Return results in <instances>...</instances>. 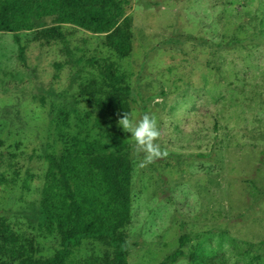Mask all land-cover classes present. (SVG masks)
<instances>
[{
    "label": "rangeland",
    "instance_id": "obj_1",
    "mask_svg": "<svg viewBox=\"0 0 264 264\" xmlns=\"http://www.w3.org/2000/svg\"><path fill=\"white\" fill-rule=\"evenodd\" d=\"M133 51L118 59L105 36L64 27L0 32V217L35 239L37 259L61 248L39 230L48 169L60 154V128L109 143V127L130 143L132 216L129 264H160L189 240L176 264H264V0H131ZM15 36L25 47L23 57ZM81 56L117 60L129 74L131 114H155L169 155L147 167L131 133L100 113L79 88ZM91 112V120L84 116ZM102 125L94 127L96 119ZM112 249L85 240L81 260Z\"/></svg>",
    "mask_w": 264,
    "mask_h": 264
},
{
    "label": "trees",
    "instance_id": "obj_2",
    "mask_svg": "<svg viewBox=\"0 0 264 264\" xmlns=\"http://www.w3.org/2000/svg\"><path fill=\"white\" fill-rule=\"evenodd\" d=\"M131 0H0V32L16 34L37 29L40 20L51 18L52 26L40 32L47 42L66 39L64 27L72 26L104 35V47L118 59L133 51V18L128 14ZM21 57L25 47L15 36ZM87 70L79 95L115 122L124 112L131 114L132 88L129 74L112 56H81ZM91 112L85 120H91ZM96 119L94 127L102 125ZM66 120L59 130L63 148L60 154H47L48 169L41 193L39 230L58 236L61 248L49 258L37 259L35 239L19 233L0 217V264H129L126 228L132 216V173L130 143L118 130L109 127V143L90 134L71 133ZM1 169V167H0ZM8 182L0 172V188ZM92 240L112 249L103 256L78 260L74 251L83 241ZM189 240L180 238L179 249L160 264H176L185 256L182 248Z\"/></svg>",
    "mask_w": 264,
    "mask_h": 264
},
{
    "label": "clouds",
    "instance_id": "obj_3",
    "mask_svg": "<svg viewBox=\"0 0 264 264\" xmlns=\"http://www.w3.org/2000/svg\"><path fill=\"white\" fill-rule=\"evenodd\" d=\"M132 115L124 112L118 124L125 132L131 133L133 153L143 157L139 161V167H147L158 159L166 158L169 153L158 143L162 130L155 114L145 113L138 121Z\"/></svg>",
    "mask_w": 264,
    "mask_h": 264
}]
</instances>
